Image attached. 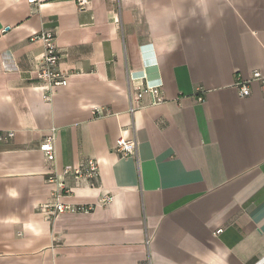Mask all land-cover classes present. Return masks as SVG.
<instances>
[{
    "label": "crops",
    "instance_id": "crops-1",
    "mask_svg": "<svg viewBox=\"0 0 264 264\" xmlns=\"http://www.w3.org/2000/svg\"><path fill=\"white\" fill-rule=\"evenodd\" d=\"M44 31L67 82L49 102ZM254 72L264 0H0V264H264V86L235 88ZM147 87L165 102L130 114ZM120 136L135 155L113 151ZM88 159L99 178L67 177L62 202L91 210L43 211L51 170Z\"/></svg>",
    "mask_w": 264,
    "mask_h": 264
},
{
    "label": "built area",
    "instance_id": "built-area-1",
    "mask_svg": "<svg viewBox=\"0 0 264 264\" xmlns=\"http://www.w3.org/2000/svg\"><path fill=\"white\" fill-rule=\"evenodd\" d=\"M28 3H35V0H28ZM77 8L80 11L85 10L88 0H76ZM118 21H116L117 23ZM31 42L40 43L43 47V52L37 60V80L39 82V89L42 92V99L49 102L54 89L65 87L67 85L65 76L57 71L59 62V53L55 41V36L50 31L41 32L30 39ZM260 82L264 86V76L258 72L252 73L251 77L247 80L237 79L235 88L238 91L240 98L248 97L250 94L249 85L252 82ZM144 94L150 95L153 104H162L165 102L162 92L158 88L147 87L138 90L131 101L129 113L133 114L141 108V99ZM201 102L202 99H199ZM14 136L13 133L7 132L0 133V142L10 140ZM55 134L45 137L40 145L39 151L42 153L48 164H52L55 160ZM113 151L121 157H130L136 153V142L132 139H126L122 136L118 137L114 144ZM70 177L76 186L89 187L91 181L99 178L98 166L95 161L88 159L78 167H64L60 171H55L53 168L48 175L46 182L53 186V191L50 195V202L43 206V211L49 215H57L65 212L81 213L89 212L90 206H70L62 202L65 196L71 195V189L65 184V179ZM111 196H105L99 199V204L108 205L112 202ZM220 231H217L219 233Z\"/></svg>",
    "mask_w": 264,
    "mask_h": 264
}]
</instances>
